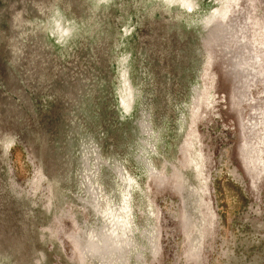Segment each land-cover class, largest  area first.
<instances>
[{
	"label": "rangeland",
	"instance_id": "rangeland-1",
	"mask_svg": "<svg viewBox=\"0 0 264 264\" xmlns=\"http://www.w3.org/2000/svg\"><path fill=\"white\" fill-rule=\"evenodd\" d=\"M0 241L264 264V0H0Z\"/></svg>",
	"mask_w": 264,
	"mask_h": 264
},
{
	"label": "bare ground",
	"instance_id": "bare-ground-1",
	"mask_svg": "<svg viewBox=\"0 0 264 264\" xmlns=\"http://www.w3.org/2000/svg\"><path fill=\"white\" fill-rule=\"evenodd\" d=\"M195 147H196V146H195ZM261 148H262V147H261ZM194 149H195V148H194ZM197 152H199V151H197ZM193 155H194V154H193ZM200 155H201V154H200ZM194 157H195V155H194ZM192 158H193V157H192ZM198 160H199V159H198ZM187 161H188V160H187ZM200 164H201V163H200ZM191 165H192V164H191ZM190 167H191V166H190ZM192 169H193V168H192ZM193 170H194V169H193ZM200 171H201V170H200ZM192 172H194V171H192ZM196 172H197V171H196ZM188 173H189V172H188ZM187 175L189 176V174H187ZM192 175H193V174H192ZM192 175H191V176H192ZM196 175H197V174H196ZM198 175H199V174H198ZM194 176H195V175H194ZM181 178H182V177H181ZM183 179H184V178H183ZM198 180H199V179H198ZM200 180H201V179H200ZM183 182H184V181H183ZM189 183H192V182L190 181ZM196 183H198V182H197V179H196ZM119 186H120V185H119ZM198 186H199V184H198ZM198 186H197V187H198ZM190 187H191V186H190ZM199 187H200V186H199ZM199 187H198V188H199ZM184 189H186V188H184ZM110 190H111V189H110ZM120 190H121V188H120ZM197 190H198V189H197ZM201 190H202V189H201ZM199 191H200V189H199ZM194 192H195V191H194ZM196 193H197V192H196ZM199 193H200V192H199ZM110 194H111V193H110ZM197 194H198V193H197ZM120 195H121V194H120ZM200 195H202V194H199V196H200ZM106 196H107V195H106ZM120 197H121V196H120ZM186 197H187V196H186ZM195 197H196V196H195ZM200 197H201V196H200ZM202 197H203V196H202ZM114 198H115V197H114ZM187 199H188V198H187ZM184 200H185V198H184ZM201 200H202V199H201ZM18 201L20 202V200H18ZM119 201H120V200H119ZM121 201H122V200H121ZM149 201H150V200H149ZM186 201H188V200H186ZM196 201H197V200H196ZM111 202H112V200H111ZM111 202H110V203H111ZM193 202H194V201H193ZM121 203H122V202H121ZM150 203H151V202H150ZM191 203H192V202H191ZM106 204H109V203H106ZM119 204H120V203H119ZM11 205H12V204H11ZM104 205H105V204H104ZM131 206H132V205H131ZM186 206L189 207V205H185V207H186ZM10 207H11V206H10ZM105 207H106V206H104V208H105ZM106 208H107V207H106ZM116 208H117V207H116ZM129 208H130V207H129ZM16 209H17V208H16ZM119 209H120V208H119ZM185 209H186V208H185ZM185 209H184V210H185ZM198 209H199V208H198ZM12 210H13V209H12ZM14 210H15V209H14ZM102 210H104V209H102ZM105 210H107V209H105ZM111 210H112V208H111ZM116 210H117V209H116ZM130 210H131V209H130ZM17 211H18V210H17ZM113 211H114V210H113ZM151 211H152V210H151ZM185 211L187 212V210H185ZM185 211H184V213H185ZM196 211H197V209H196ZM104 212H105V211H104ZM118 212H119V211H118ZM121 212H122V211H121ZM197 212H198V211H197ZM14 213H15V212H14ZM106 213H108V212H106ZM106 213H105V214H106ZM122 213H123V212H122ZM132 213H133V212H132ZM5 214H6V213H5ZM10 214H11V213H10ZM10 214H9V215H10ZM96 214H97V213H96ZM113 214H114V213H113ZM113 214H112V215H113ZM137 214H138V213H137ZM153 214H154V213H153ZM186 214H187V213H186ZM186 214H185V215H186ZM9 215H6V216H9ZM91 215H93V214H91ZM114 215L116 216V214H114ZM133 215H134V214H133ZM198 215H199V214H198ZM201 215H202V213H201ZM13 216H14V215H13ZM94 216H95V215H94ZM123 216H124V215H123ZM135 216H136V215H135ZM135 216H133V217H135ZM186 216H187V215H186ZM105 217H108V216H105ZM116 217H117V216H116ZM128 217H129V216H128ZM128 217H126V218H128ZM150 217H151V216H150ZM152 217H153V216H152ZM213 217H214V216H213ZM1 218H2V217H1ZM4 218H5V217H4ZM6 218H7V217H6ZM94 218H95V217H94ZM183 218H184V216H183ZM11 219H12V217H11ZM13 219H14V218H13ZM13 219H12V220H13ZM113 219H114V218H113ZM113 219H112V220H113ZM129 219H130V218H129ZM195 219H196V218H195ZM14 220H15V219H14ZM23 220H24V219H23ZM117 220H118V218H117ZM121 220H122V219H121ZM130 220H131V219H130ZM200 220H201V219H200ZM119 221H120V220H119ZM124 221H125V220H124ZM203 221H205V219H204ZM21 222H22V221H20V223H21ZM92 222L95 223L96 221L94 222V221L92 220ZM111 222H112V221H111ZM120 222H121V221H120ZM122 222H123V220H122ZM194 222H196V221H194ZM201 222H202V221H201ZM20 223H19V224H20ZM93 223H92V224H93ZM113 223H115V222H113ZM125 223H126V222H125ZM133 223H134V221H133ZM133 223H132V224H133ZM12 224H14V223L12 222ZM12 224H11V225H12ZM17 224H18V223H17ZM19 224L17 225L18 227L20 226ZM111 224H112V223H111ZM136 224H137V223H136ZM200 224H201V223H200ZM112 225H114V224H112ZM116 225H117V224H116ZM122 225H123V224H122ZM134 225H135V224H134ZM134 225H133V226H134ZM197 225H198V224H197ZM15 226H16V225H15ZM97 226H98V224H97ZM133 226H132V227H133ZM198 226H199V225H198ZM21 227H22V226H21ZM126 227H127V226H126ZM113 228H114V227H113ZM105 229H106V228H105ZM105 229H104V230H105ZM114 229H115V228H114ZM198 229H199V228H198ZM131 230H132V229H131ZM131 230H130V231H131ZM92 231H93V230H92ZM89 232H90V231H89ZM118 232H119V231H118ZM121 232H124V231H121ZM199 232H200V231H199ZM201 232H202V231H201ZM201 232H200V233H201ZM91 233H92V232H91ZM110 233H111V232H110ZM113 233H114V231H113ZM125 233H126V232H125ZM26 234H27V233H26ZM108 234H109V233H108ZM115 234H116V232H115ZM117 234H118V233H117ZM189 234H190V233H189ZM198 234H199V233H198ZM88 235H89V233H88ZM154 235H155V234H154ZM190 235H191V234H190ZM19 236H20V235H19ZM90 236H91V235H90ZM116 236H117V235H116ZM125 236H126V235H125ZM125 236H124V237H125ZM20 237H21V236H20ZM26 237H27V236H26ZM113 237H114V236H113ZM117 237H118V236H117ZM133 237H134V236H133ZM133 237H132V238H133ZM140 237H141V236H140ZM90 238H91V237H90ZM96 238H97V237H96ZM118 238H119V237H118ZM122 238H123V237H122ZM135 238H136V237H135ZM137 238H138V237H137ZM201 238H203L202 235H201ZM22 239H23V238H22ZM92 239H93V238H92ZM97 239H98V238H97ZM116 239H117V238H116ZM157 239H158V238H157ZM1 240H2V239H1ZM110 240H111V238H110ZM22 241H23V240H22ZM95 241H96V239H95ZM200 241H201V240H200ZM0 242H1V241H0ZM3 242H4V241H3ZM24 242H25V241H24ZM109 242H110V241H109ZM109 242H108V243H109ZM88 243H89V242H88ZM91 243H92V241H91ZM116 243H117V242H116ZM118 243H119V241H118ZM118 243H117V244H118ZM135 243H136V242H135ZM200 243H201V242H200ZM21 244H23V243H21ZM25 244H27V243L25 242ZM113 244H114V243H113ZM93 245H94V244H93ZM93 245H92V246H93ZM197 245H199V243H198ZM197 245H196V246H197ZM93 247H94V246H93ZM96 247H97V246H96ZM136 247H137V246H136ZM136 247H134V248H136ZM193 247H194V246H193ZM26 248H27V247H26ZM93 249H94V248H93ZM193 249H194V248H193ZM196 249H199V248H196ZM23 250H24V249H23ZM133 250H134V249H133ZM133 250H132V251H133ZM26 251H27V250H26ZM134 251H135V250H134ZM136 251H137V250H136ZM136 251H135V252H136ZM197 251H198V250H197ZM197 251H196V252H197ZM17 252H18V251H17ZM148 252H149V251H147V253H148ZM33 253H34V252H33ZM133 253H134V252H133ZM136 253H137V252H136ZM18 254H19V253H18ZM22 254L24 255V253H22ZM138 254H139V253H138ZM190 254H191V253H190ZM20 255H21V254H20ZM30 255H31V254H30ZM136 255H137V254H136ZM17 256H18V255H17ZM133 256H134V255H133ZM24 257H25V255H24ZM30 257H31V256H30ZM30 257H29V258H30ZM36 258H37V257H36ZM137 259H138V258H137ZM27 260H28V259H27ZM25 261H26V260H25ZM136 261H137V260H136ZM32 262H33V261H32ZM139 262H140V261H139ZM30 263H31V262H30ZM35 263H36V262H35ZM85 263H86V262H85ZM94 263H96V262H94ZM22 264H23V263H22ZM26 264H27V263H26ZM32 264H34V263H32ZM39 264H41V263H39ZM137 264H138V261H137Z\"/></svg>",
	"mask_w": 264,
	"mask_h": 264
}]
</instances>
